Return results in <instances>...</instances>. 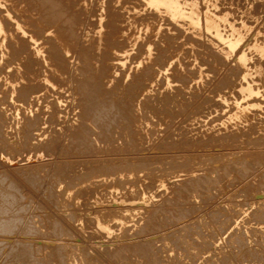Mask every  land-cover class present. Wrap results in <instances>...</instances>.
I'll list each match as a JSON object with an SVG mask.
<instances>
[{"label": "rangeland", "instance_id": "1", "mask_svg": "<svg viewBox=\"0 0 264 264\" xmlns=\"http://www.w3.org/2000/svg\"><path fill=\"white\" fill-rule=\"evenodd\" d=\"M11 1L16 4L20 2V0H17V2L16 0H8L7 4H9ZM33 1L34 4L32 3ZM33 1L23 0L24 4H22L23 2H20L23 6H18L19 4L14 5L12 2L10 3V6L12 4L14 6L10 7L9 5H6L7 8L4 6V9L8 11L14 10L15 7H18L19 10V8L21 7L20 10L22 9V11L24 12L22 13L21 11V13H18L21 18L16 16L17 13H14V18L16 20L18 19L17 21H19L20 23H24V26L28 23L33 24V26L31 24L26 25L27 27L25 26L28 32L27 36L29 35V38H27V36L26 38L30 40V37L33 35L32 33H34L32 32L34 30V27H36L35 30L37 29V27L40 29L43 28V30L45 29V35H43L44 32L42 30H40L39 32L35 31L34 35L37 40H41L42 42L46 43L42 44L39 41H36L33 43L34 45H29L28 48L24 49L21 52H24L25 56H23L24 54H22L19 57H14L17 61L19 59L17 65V61H15L13 56H11L12 54H8L11 53L10 51H12L8 44L10 45L11 43L15 47L19 48V46H21L20 43H22L20 42L22 41V36H16L17 34L15 33L14 29H12L13 27H10L9 29L8 26L7 34L10 35L11 32V35H13L15 33L14 36L6 35L8 37L4 39L5 42L2 38L0 39L2 40L0 41V123H2V127L0 128V175L1 180H4L6 187L15 188L12 190L15 191V196L17 195V198L20 197V199L18 198V200H21V198L23 199L21 200V203L25 204V206L22 205V210L21 208H19V210L21 211L18 213V215L20 214L21 218H24V220L21 219V223L22 225H25L23 223L31 222L34 225V228L37 229V236H22V234H20L21 232H19L21 230H17L18 233L16 234L19 235L17 236L15 234V237L12 236V238H14L9 241L4 240L5 246L2 245L3 242H1V248L3 249L4 247H6L7 243H13L14 239L17 242L23 241V243H37L39 244L37 245V247L44 245L42 248H39V253L42 255H38V261L41 262L38 263L37 261V264H43L42 261L45 264H47V262L49 261V264L59 263L58 260L53 261L54 258L51 255V252H47L51 249L45 248L46 246L52 247L54 243H59L61 245L70 244L71 247L78 248L82 251L84 259L87 258V264L88 262L89 264H206L207 257L211 258L213 256L214 258L217 257L216 259H221L222 255L223 257L226 256V258L231 261L230 258L233 259L234 257L232 256L237 255L238 250L235 249L236 246L234 247L230 242L228 243L225 238L228 237V233H233L234 231L236 232L240 228H245L244 230H246V227L249 226H251L252 228L249 227L248 229L256 228L254 226V223L250 222L252 218L248 216L249 214H251V199L258 197H254V194H252L251 190H253L254 193V188L256 190H259V186L261 187V191L264 190L262 189L264 187V181L263 179H260V177H262L260 173L264 172V59H262L264 58V55H259L260 53L258 54L259 50L257 49V46H261L264 41V0H189L191 2H198L197 4L198 7H200L199 10L201 9V13L209 12L216 17L219 16L218 18H220L221 16L220 21L222 20V18L223 20L220 22V28L223 34H227L226 36L231 34L232 26H234L236 29L237 25H240L242 22L245 23L242 24L243 27L247 25L245 27L246 29L248 27V29L246 30L247 32L243 30L245 35L241 31V29L245 28L241 27L242 25H240V27L238 28V30L243 33L241 35L242 40L240 39L239 45L232 52H230L231 57H229V54L225 57H222L223 54L221 53V51L223 49V46L219 45V42L218 44L213 45L210 42L212 40V36L208 33H203V31L201 32L200 36H198L196 34H193L194 32H192L190 27H187L188 25L184 24L183 26V23L179 25L173 24L164 13L163 15L165 16H158V12H155V10L153 11L150 6L148 7L144 0H110L111 3L112 1L114 2L113 5H115V9H117L115 12L114 7H112L113 5H109V0H79V2L78 0H72V3L76 4V6H74L70 0H65L69 9L73 7L75 10L72 8V11H75V13L76 11H80L77 12L76 15L78 16V19L80 18L79 20L81 23L76 26L77 29L75 28L76 34L79 31V35L77 34V37L73 39V48H71L70 52H67L68 54H65L66 52L64 53L66 55H64L66 60L68 58V61H66L67 66L65 65L66 67L64 69L57 68V63L54 62L55 60L51 59V53L49 55L50 50L46 51L52 46L56 47V42L54 43V45L53 37L50 35V32H54V29H58L59 27H57L58 25H55V23H51L52 25L49 24V18H46L47 16L45 15V13H42L43 11L39 9L40 7L37 6L39 8L36 9L35 3H37L38 0ZM189 1L185 0L184 2ZM214 1H216L215 4L213 3ZM67 2H69L70 4H68ZM37 4L39 5V3ZM71 4L72 6H70ZM26 5H28V7L31 5L33 6L25 8ZM124 6H126V8ZM8 7L9 9H11L9 10ZM32 7H34L35 9V11H33L32 9L33 13L35 12L34 14L30 11ZM133 7L135 9H133ZM24 8L27 9L29 13L26 14ZM76 8H80V10H76ZM108 9H111L113 13ZM118 9H124L122 12H125V15L121 11L120 12L122 14H118ZM36 10L40 11V13L38 12L39 15H37L38 13H36ZM81 11L85 12L81 13ZM147 11L148 14L151 12V14L155 17L150 14L148 15V17ZM152 11L154 13H152ZM126 12H128V14H126ZM131 12L133 16L131 15ZM11 13L13 14L12 11ZM41 13L45 16L42 17ZM78 13H81L85 16L87 15L86 19L81 14V17H79ZM115 13H117V15ZM135 13L136 15L138 14V16L140 15L141 18L140 16L139 18H137L138 16L135 17ZM227 13L228 16L226 15ZM22 14H24L23 17L25 16V19L22 17ZM28 14L37 16L34 17L32 15L35 18H32L34 19L32 20ZM107 14H113L115 17L119 15L118 17L120 19H118L117 17V20H121V22L123 23L125 22L126 24L124 23V25L127 27H125L120 21L118 22L113 15H110L109 17L107 16ZM94 15L96 18L95 21L97 20V18L103 15L102 22L105 25H103L104 28L106 27L104 31L106 30L105 33L108 32L106 33L107 35H104V38L107 36L108 38H103V42L105 41V43L108 45L106 46L105 43H102L103 47H101L100 49L94 48V44L98 45L99 40L97 36L93 35V27L95 28L96 26H94V24L98 22V20L97 22L94 21L95 23L91 22L94 20ZM105 15L107 18H109H105ZM121 15L123 19L121 18ZM127 16L128 21L131 18L130 16L133 17L130 19V21L134 19L135 21H133L135 22V26L134 22L132 21V26L130 27V21L126 22L127 20L124 19ZM150 17L152 20L150 19ZM28 18L32 21L38 19V22L41 21L46 25L45 28L42 27L43 24H41V22L36 24V22H31V20H29ZM43 18L46 20V22L49 21V23L47 22L48 25L44 22L45 20H43ZM224 18L227 23L229 22L228 20H230L231 23L229 22L227 24L225 22L223 23V27L222 22H224ZM89 19L91 21H86ZM148 19L149 21H152V24L149 25ZM28 20L30 22H28ZM107 20H112V22L107 23ZM115 20L117 21V23ZM113 21H115L114 24L116 23V25L112 24ZM248 21L249 23L251 22V25L247 23ZM145 22V25L142 24ZM109 24H111L112 26H110ZM117 24L122 29H124H119L120 27ZM141 24L144 26H142ZM225 24L231 27L229 28L230 30L228 29L229 26L227 27L225 26ZM151 25L155 29H152ZM155 25L157 26V28ZM30 26L33 30L30 29ZM109 26L112 28L110 29ZM114 26H118L116 27V30L118 32L119 30H121V32H124L125 30V34H127L130 28H135V31L139 32L137 33L138 36L140 35L139 38L142 40L145 39L144 37H146V41H139V38L136 40V42L135 40L129 41L130 39H128L126 35H123L125 36V39L122 36L119 38L117 37L118 35L115 34L116 30L114 31ZM148 26H151L150 29L152 33L150 35H153V33H155L156 31H160L159 33L162 34V28H164L165 31L167 28L169 29H167L166 31L167 34H162L163 36L157 32V34L159 35L158 38L157 34L155 33L156 36L153 35V39L150 40V35L147 34V32L150 33L148 31ZM107 27L111 31H109ZM47 28L54 29L52 31L51 29H49L48 31ZM127 28L128 30H126ZM188 28L192 33H189L190 30ZM225 29L228 30L226 31ZM248 30L251 31L248 32ZM58 31H61L57 32L59 34L61 33V36L64 34L63 37L67 35L66 31L62 29ZM62 31L64 32L62 33ZM168 31H170V34ZM40 32L43 33L41 34ZM144 32H146V35ZM171 34L172 37L174 35L175 36L172 38ZM189 34H192L193 38H195L196 40L193 38V40H190L191 38L189 39V37H192V35ZM111 35L113 39L111 38ZM147 35L149 38L148 40ZM165 35H167L168 39ZM113 36H115V38ZM160 36L162 38L161 43L159 42V40L161 39ZM15 37L17 38L16 40ZM18 37L21 38L20 41L18 40ZM50 37H52V39H50ZM67 37L68 36H65L64 38L66 39ZM95 38L96 40H94ZM110 38L112 40H115L112 42ZM118 38L121 42L117 41ZM7 39L9 41H7ZM12 39H14L15 41ZM23 40H26L25 36H23ZM46 40L49 43L52 42L53 45L51 44V46L50 44H48ZM92 40H94L93 45ZM108 40L111 41V44L107 42ZM165 40L168 43H166ZM255 40H257V43L254 42ZM122 41L125 43L123 44ZM149 41H151L150 44L155 54V59L151 63H154L155 65H151L150 63L145 65V69H147L148 67L151 68V66L152 69H154H149L152 71V73L150 71V74L152 75L151 77L150 74L146 75V80L148 81V83H146V86L143 88V85H138V83H134V81H137L141 74L144 73V68L137 70V63L141 61V57L143 56L145 49L150 46H148ZM16 42L19 44H17ZM133 42L137 43V46H135L136 44H134L133 46ZM244 42L246 44H244ZM249 42L258 45L250 44V46L248 45ZM37 43L39 44L38 49L44 48V45L47 46H45L46 48L44 50L40 49L42 51L41 55H36L37 48L34 50V48L38 46ZM140 43L143 44L140 45ZM165 43V47H162L160 49L159 45L163 46V44ZM35 44L37 45L35 46ZM112 44H114L115 46H112ZM116 44L118 46V49ZM144 44L147 46V48ZM243 44L245 48H243ZM120 45H122V47ZM124 45H126L127 47ZM246 45H248V47ZM108 46L118 52H122L124 49V51L126 50L127 55L125 57H118L117 55H113L112 57L111 54H108L112 52V49H107ZM218 46L221 47L218 48ZM54 47L51 48L50 52L55 49ZM241 49L243 50V53H241ZM245 49L248 51V54L252 51V53L249 54L250 57H247L246 60V63L249 61V63L246 64L247 67L245 66L246 69L249 70H247L248 72L246 73L240 70L237 62L240 55L247 54V51ZM253 49L255 52L253 51ZM162 50H165L164 52H166L167 55H165L167 57L164 55ZM236 51L237 53H235ZM46 53L48 56H50L47 61L46 59L48 56L46 55ZM171 54L172 56L170 57ZM30 55H33L30 58L31 60L27 59ZM107 55L108 58H110V61L107 58ZM258 55L263 57L260 59ZM7 56L11 57V59L7 58ZM86 56L88 60H90V62L95 64H92L93 66L91 65L92 67H89V69H87L88 67L86 68L84 62ZM97 56H100V58L98 57L99 60L96 59ZM219 56L222 58H220ZM21 57L24 59L22 60ZM179 57H181V59ZM41 58H45V60H42ZM120 58L122 59V61H119ZM9 59L12 60V62ZM220 59H223V61H221ZM28 60H30V62H33V68L27 67L30 64ZM37 60L40 61L43 65L40 62L38 63ZM100 60L102 62H99ZM169 60L171 61V63L169 62ZM176 60L181 66H178L177 69H175L178 65L175 64L177 63ZM96 61L98 62L96 63ZM6 62H10V64ZM48 62L52 64L49 63V65ZM108 62H110L111 65H116L118 63L120 64V66L118 64L117 66H110ZM98 64L101 66L100 69H97L99 67ZM102 64L104 66H102ZM105 64H109L106 66L110 67L115 66L113 67L114 70L113 68H111L107 69L106 71ZM19 65L21 69L19 68ZM23 66L25 69L22 68ZM159 66H161V69ZM162 66L164 67V70ZM171 66L172 71L170 70ZM26 67L30 69H27ZM39 67L44 72L43 75V72ZM168 67L169 71H165V69H168ZM101 68H104L105 70L103 69V71ZM178 68L181 70H178ZM85 69L87 71H91L90 74H88L89 71L87 73ZM96 69L98 71L101 70L98 74L100 77L96 74L98 73ZM19 70H24L20 71L22 75L19 72H16ZM26 70H29V72H26ZM52 70H54V73L57 75L51 72ZM82 70H85V72L83 73ZM111 70H113L112 73ZM173 70L175 73L172 74V76L176 75V77H171V73L173 72ZM177 70L178 73L180 71L179 74L177 73ZM92 71L95 72V74L93 72V76H98V80L101 78L100 83L103 88L101 96L96 98V102L98 104H102L103 106L101 110H98V112L85 111L86 106L82 105L83 96L82 94H79V92L81 93V91L78 90L77 86L78 79H81V77L86 73V75H91ZM154 71H157V73H155ZM62 72L65 73L63 74ZM24 74H27L28 76H25ZM33 74H35V76ZM52 75L58 77V79L55 77H53L55 80L53 78H48ZM58 75L61 76V78H59ZM245 75H247L249 78ZM45 76L46 78H48V82L46 81ZM24 77L25 79L22 81L21 78ZM34 78L38 79L35 80ZM147 78H150V83ZM33 79L36 83H34ZM152 79L153 81L151 82ZM164 79H166V81ZM167 79L171 82L169 86L167 85L168 87L165 86V83L168 82ZM249 79L253 81V85H255L254 87L259 90L261 95L263 96L257 97L259 101V103L256 104L257 107H249L248 109H246L247 112L251 114L245 113L244 116H240L242 110L240 109L241 105L239 103L245 104L248 99L243 98L242 95H240L239 88L241 87V84H245L246 82L250 81ZM34 84L35 87L40 85L39 88L37 87L38 89L34 88L35 92L34 90H32L30 94L26 96L27 98L19 97V94L22 93L27 85H32L30 87H34ZM19 85H21L22 87ZM23 86L25 87L23 88ZM133 88H137V91ZM146 89H149L150 91H147ZM132 90H135L137 94L134 97H126L129 94V91ZM76 91L79 92L76 94ZM252 99L255 98L252 97L251 100ZM132 100L134 109L129 112H124L121 104H123L125 101ZM117 105H120V110L122 111V113L117 112L119 111ZM109 110L111 114H105V112H108ZM235 112H240V114H235ZM101 113L103 114V116L101 115ZM248 116H250L251 118ZM83 117L86 118L85 126L81 124ZM233 117H235V119H233ZM240 117L241 120L239 119ZM242 117H244V120L242 119ZM86 134L89 135L92 139L91 145L89 144L88 148H84V146L79 145L81 139L86 137ZM183 158L192 159L193 162H196L195 164H197V166H195L196 168L194 167L195 171L192 168H187L188 171H186V168L184 170V167L178 166L173 168L167 167L168 169H165L163 172L159 171L162 168H166L167 165H165V163L167 161L175 164L176 162H178V160H183ZM138 161L153 165V167L157 168V170H155L153 175L150 176H148L149 174L146 171L138 174L139 177L137 175L138 179L136 181L135 175H130V177L127 178H121L118 177V175L113 177L107 176V178L104 175L105 173L102 174V172V177L99 176L101 175L100 172H95V174L97 173V177H89V172L95 169L97 171V169L102 166L115 165L116 163L119 166L121 163V165L124 167L126 163L131 162L130 164L133 163V165H135V163ZM113 162L115 164H113ZM241 163H246L247 165H249V167L251 166V168H249L251 170V175H255V177L253 176L255 179H252L250 182L252 188H250V186H245L247 185V183H242V186L236 184L238 183L236 179V164L238 165ZM230 169H232L234 172H232ZM209 171H212L211 176H213V178H218L217 181L220 185H217L218 183L216 181V183L209 185L213 188L207 186L206 190L200 192L201 194L191 191L184 192L186 187L185 182H187L188 180L190 181V178H193L192 176H194V178L198 177L199 175H201L202 177L210 176ZM192 172L194 175H192ZM213 172L214 174H216L215 177ZM85 173L86 175H84ZM195 174L198 176H196ZM233 174L235 175L233 176ZM220 175L221 177H219ZM98 176L100 178H98ZM186 177H188L189 179ZM132 178L134 179V181L132 180ZM257 178H259L262 183ZM117 179L121 180L120 185H122L123 182L122 187L120 185L117 186V182V184L114 183ZM129 180L130 183L128 184V182L126 181ZM131 181L136 182L137 184L132 183ZM252 181L256 182H253L256 186L252 183ZM257 181L261 184H259ZM257 184L259 185L258 187ZM124 185H126L125 189L128 188L127 190L123 189ZM215 186L219 187L215 188ZM243 186L246 187V189ZM135 188H139V190L142 189L141 191L143 195L140 194V196L138 197L140 199L132 203L125 196V194L128 193V191V194L134 192L136 193L138 189L136 190ZM249 188L251 190L248 191ZM66 190H70V192L73 193V196H65L64 198ZM14 191H12V194L14 193ZM138 192L140 193V191ZM144 194L146 196H144ZM144 197L147 199H145ZM178 197H182L184 200L183 202L180 201V205V202L177 201L176 204L178 206H176V204L173 203V200H178ZM170 200L172 202H169ZM246 201L250 203H247ZM243 202L247 203L246 206ZM171 203L175 206V208L179 207L180 212H183L186 219H184V216H181L182 219L178 221L180 224L177 222L176 225L178 226L173 228H171L173 221L170 218H166V220L161 223V227L160 225L158 227V222H155L157 224L156 227L153 226V224L152 227L148 228V230L152 228L150 229V233L147 232V234H144L143 236L140 235V237H138L137 233L144 227V223L147 222V219L149 217L152 218L153 213H155L156 211H166L165 209H167L171 205ZM231 205L232 207H230ZM241 205L242 207H244L242 208ZM155 206L157 208H159L160 206L161 207L157 209ZM171 207H169V209H171ZM235 207L237 208L235 209ZM153 209L155 212H153ZM172 209H174V207H172ZM242 209H248V214H246V210L244 212ZM241 212L244 213L242 214ZM105 215L107 216V218L104 217ZM210 215H217L220 221L226 223L225 231L227 233L223 236L222 240H219L218 237L215 236V233L212 229L206 227V218ZM97 217L102 219V223H106L108 226L110 225L111 227H109L111 228L112 232H110L109 234L106 233V231L103 232L104 229L100 224H98ZM166 217H168V215H166ZM121 218L124 220L123 224H119L120 221L118 219ZM247 218L250 219H248L250 222L249 226L245 224L248 220H245V225H242L243 219ZM53 224L62 226L63 228L68 230L73 237L66 238L67 240L65 241H67V243H60L55 241L56 239L54 237L52 228ZM116 224L119 225V227L116 226ZM240 224L242 225V227L239 226ZM123 226L124 228H121ZM139 227L140 229H138ZM182 227L187 228L185 233L194 241V256H192L189 251L185 249V246L181 244L176 238L167 237L174 232L177 236L178 231H180ZM260 237H262V239H260L261 241H259V243L262 242L264 236L261 235ZM253 238L255 237L251 234L248 242L250 245L256 248V246L258 247V244L256 242L257 239H255V241ZM252 239L254 241H252ZM148 240L153 241V253L150 252L146 256H142L139 253H134L136 254L134 255L133 253L131 254L130 251H128L127 254L125 252L121 253L122 255L120 254L121 249H125L140 242H147ZM204 242H207V244H204ZM228 244L231 245L229 246ZM231 246H233V249L231 248ZM226 250H231L233 253H235L232 255L231 251L227 252ZM43 251H45L44 254ZM46 252L48 253V255ZM224 252L228 253V256ZM123 256H125L126 258ZM213 257L212 259L214 260ZM243 257H245V254L243 255ZM40 258L42 259L40 260ZM46 259L47 262H45ZM51 261L55 263H52ZM242 261L243 259L238 260V263L236 262L235 264H248L247 262ZM255 262L256 261H253L249 264H257L259 261H257L256 263ZM259 264H262V260H260Z\"/></svg>", "mask_w": 264, "mask_h": 264}, {"label": "bare ground", "instance_id": "2", "mask_svg": "<svg viewBox=\"0 0 264 264\" xmlns=\"http://www.w3.org/2000/svg\"><path fill=\"white\" fill-rule=\"evenodd\" d=\"M13 1H15V0H13ZM19 1V0H18ZM30 1V0H29ZM33 1V0H32ZM68 1V0H67ZM71 1V3L73 2L72 0H70ZM69 1V2H70ZM141 1V0H140ZM139 1V2H140ZM145 1V3H146V5L149 7L150 6V8H152L153 9V11L155 10V12H158V16H160V15H162V16H167L168 18H169V20L173 23V24H181V23H183L182 25L184 26V24L185 25H188L187 27H190V29L192 30V32H194L193 34H196V35H198V36H200V34H201V32H203V33H205L206 32V34L208 33L209 35H211L212 36V40L210 41L213 45H215V44H218V42H219V45H222L223 46V49H222V51H221V53L223 54V56L222 57H225V56H227L228 54H229V57H231L230 56V52H232L238 45H239V42H240V39L242 38L241 37V35L244 33L243 32V30H247L248 29V27H247V29L245 28L247 25H245V27H243V25L242 24H245V23H241L240 25H242L241 27H243V28H245V29H241V31L243 32H241V31H239L238 30V28L240 27V25H237V28L235 29V27L234 26H232V28L229 26H227V24L230 22V20H228L229 22L227 23L226 21H225V18H224V22H222V26H223V23H227V24H225V26H227L228 27V29L229 28H231L232 29V32H231V34L230 35H228V36H226L225 34H223L222 32H221V28H220V22L223 20V18H222V20L220 21V19H221V16H220V18H218V17H216V16H214V15H212V14H210L209 12H205V13H201V9L199 10V8L200 7H198V2H195V1H189V2H184L185 0H144ZM187 1V0H186ZM210 1V0H209ZM7 2H8V0H0V39L2 38L3 40L4 39H6V37H8V36H6V35H9V34H7V27L9 26V29H10V27H13L12 29H14V31H15V33L17 34L16 36H22V41H20L21 40V38H19L18 40L20 41V42H22V43H20L21 44V46H19V48L18 47H15L13 44H11L10 43V45L8 44V46H10V49L12 50V51H10L11 53H8L9 55L10 54H12L11 56H13V58L14 57H19L20 55H22V54H24V52L23 53H21L24 49H26V48H28V46L30 45L31 46V44L32 45H34L33 43L34 42H36V41H39L40 43H42V44H45L46 42H42L41 40H37V38H35V35H34V33H35V31H40V30H42L43 32L45 31V29L43 30V28L42 29H40V28H38L37 27V29L35 30V28L36 27H34V30L32 29V27L30 28L31 30H33L32 32H34V33H32L33 35L30 37V40H28L27 38H29L28 36H27V34H28V32H27V26L26 25H29V24H31L32 26H33V24L32 23H28V22H30L29 20H31L32 18H34V17H36L37 15H39V13H40V11L39 10H36V13H38L36 16H34L33 14L35 13H33V11H35V9H34V7L36 6V9L37 8H39L41 11H43L42 13L44 14L45 13V15L47 16L46 18H49V20H50V23H49V21H47L49 24H51V23H55V25H58L57 27H59L58 29H54L55 31L53 32L52 30V28H47V30L49 31V29H51V31H52V33L50 32V35L53 37V44L56 42V47H54V46H52L53 44H52V42L51 43H49L47 40V42H48V44H52L51 46L52 47H54L55 49L52 51V52H50L51 51V48L52 47H50V49L48 48V50H46V51H49V55H50V53H51V59H53V60H55L54 62H56L57 63V68H62V69H64L66 66H67V63H66V61H68V58H67V60H66V58L64 57V55L65 54H68L67 52H70L71 51V48H73V46H74V43H73V39H75V37H77L76 35L78 34V32H77V34H76V32H75V28L77 29V27L76 26H78V24H80L81 22H80V18L78 19V16L76 15V13L77 12H80V11H76V13H75V11H72V8H70L69 9V7H68V5L66 4V1L64 0V1H61V0H38V2L37 3H39V5L37 4V3H35V6L34 7H32L31 8V12L33 13L32 15L34 16H32V15H29L30 17H31V19H29L28 20V24H26L25 26H24V23L22 24V23H20L19 21H17L15 18H14V13H21V11H22V9L20 10V8H19V10H18V7H15L14 8V10H15V12H14V10H10L9 9V7H8V9L10 10V11H8V10H5L4 9V6L7 8V6L9 5L10 6V3L12 2H10L9 4H7ZM16 2H17V0H16ZM20 2L22 3L23 2V0L21 1L20 0ZM17 3V4H19L18 6H23L22 4H24V2L21 4V3ZM65 2V3H64ZM69 2H67L68 4H70ZM78 2H79V0H78ZM264 2V1H263ZM13 3V2H12ZM29 3V2H28ZM33 4H34V1L32 2ZM76 3H77V1H76ZM109 5H113L114 4V2L112 1V3L110 2V0H109ZM144 3V4H145ZM212 3V2H211ZM214 4L216 3V1H214L213 2ZM14 5L16 4V3H13ZM11 5V6H14V5ZM16 4V5H17ZM21 4V5H20ZM31 4V3H30ZM37 4V5H36ZM73 4V3H72ZM72 4L70 5V6H72ZM100 4V3H99ZM7 5V6H6ZM74 6H76V4H73ZM143 5V4H142ZM10 6V7H11ZM31 6H33V5H31ZM31 6H29V7H31ZM37 6H39V7H37ZM115 5H113L112 7H114ZM144 6V5H143ZM214 6V5H213ZM218 6V5H217ZM259 6V5H258ZM25 7V6H24ZM28 7V5H26V7L25 8H27ZM28 7V8H29ZM77 7H79V6H77ZM110 7V6H109ZM117 7V6H116ZM125 8H126V6H124ZM136 7V6H135ZM210 7V6H209ZM24 8V9H25ZM111 8V7H110ZM119 8V7H118ZM202 8V7H201ZM204 8V7H203ZM207 8V7H206ZM32 9H33V11H32ZM74 9V8H73ZM79 10H80V8H78ZM77 8H76V10H78ZM112 9V8H111ZM111 9H108V10H111ZM121 9V8H120ZM120 9H118V14L119 13H121L124 9H122V10H120ZM129 9V8H128ZM133 9H135L134 7H133ZM151 9V10H152ZM75 10V9H74ZM83 10V9H82ZM107 10V11H108ZM117 9H115V7H114V12L116 11ZM203 10H205V9H203ZM218 10V9H217ZM11 11L13 12V14L11 13ZM25 11H26V14L27 13H29L28 11H27V9H25ZM121 11V12H120ZM135 11V10H134ZM152 11V13H154ZM207 11V10H206ZM213 11V10H212ZM216 11V10H215ZM83 12H85V11H81V13H83ZM111 12H112V10H111ZM110 12V13H111ZM133 12V11H132ZM132 12H131V15H132ZM150 12V11H149ZM203 12V11H202ZM217 12V11H216ZM22 13H24L23 11H22ZM42 13H41V16L43 17V16H45V15H42ZM81 13H78L79 14V17H81ZM113 13V12H112ZM122 13H124V15H125V12H122ZM121 13V14H122ZM138 13V12H137ZM160 13H162V14H160ZM163 13L165 14V15H163ZM247 13V12H246ZM16 14V16H18V17H20L19 16V14L17 15ZM81 14V15H80ZM86 14V13H85ZM116 15H117V13H115ZM126 14H128V12H126ZM134 14V13H133ZM141 14V13H140ZM150 15H152L151 14V12L149 13ZM148 14V11H147V16L149 15ZM2 15H4V16H2ZM23 15L24 14H22V17H23ZM101 15V14H100ZM110 15H113V14H107V16H109L110 17ZM123 15V16H124ZM144 15V14H143ZM155 15H157V14H155ZM215 15H217V14H215ZM227 16H228V13L226 14ZM246 15V14H245ZM15 16V17H16ZM28 16V17H29ZM41 16H40V18H41ZM82 16H84V18L86 19V16L85 15H82ZM93 16V15H92ZM103 16V15H102ZM102 16H100L99 18H97V20H98V22H97V20L95 21V15H94V20L93 21H91L90 19L89 20H86V21H91L92 23L95 21V22H97V23H95L94 24V26H95V28L93 27V35H95V36H97V38L99 39H97L98 40V45H96V44H94V48H97V49H100L101 47H103L102 46V43H105V41L103 42V40L104 39H106V38H108V36L107 37H105L104 38V35H107L106 33H108V32H106L105 33V31H104V29L106 28H104V24H103V20H102ZM114 16V15H113ZM119 16V15H118ZM118 16H114V18H116V20H117V17ZM133 16V15H132ZM132 16H130L131 18H133ZM135 17L136 16H138V14L136 15V13H135V15H134ZM140 16V15H139ZM139 16L137 17V18H139ZM147 16H146V18H147ZM152 16H154V15H152ZM249 16V15H248ZM17 17V18H18ZM25 17V16H24ZM23 17V18H24ZM105 18H107L106 17V15L104 16ZM108 17V18H109ZM112 17V16H111ZM125 17V16H124ZM129 17V18H130ZM149 17V16H148ZM155 17V16H154ZM224 17V16H223ZM253 17V16H252ZM21 18V17H20ZM45 18V17H44ZM43 18V20H45ZM107 18V19H108ZM113 18V19H114ZM121 18L123 19V17H122V15H121ZM127 18H128V16L126 17V18H124V19H126L127 20ZM130 18V19H131ZM140 18H141V16H140ZM145 18V17H144ZM157 18V17H156ZM155 18V19H156ZM247 18V17H246ZM25 19V18H24ZM27 19V18H26ZM35 19V18H34ZM34 19H32V20H34ZM112 19V20H113ZM118 19H120L119 17H118ZM130 19H129V21H130ZM150 19H151V17H150ZM162 19V18H161ZM227 19H229V18H227ZM250 19V18H249ZM21 20H23V19H21ZM20 20V21H21ZM31 20V22H36V24L37 23H39V22H41V21H39L38 22V19H36L35 21H32ZM41 20V19H40ZM81 20H82V18H81ZM110 20V19H109ZM112 20L111 21H108L107 20V23L109 22H112ZM115 20V21H116ZM134 19H132V21H133ZM137 20V19H136ZM140 20V19H139ZM147 20V19H146ZM152 20V19H151ZM253 20V19H252ZM115 21H113V25H116V23H117V21H116V23L114 24V22ZM120 22H121V20H119ZM118 21V22H119ZM124 21V20H123ZM128 20L126 21V22H129ZM132 21H130V24H131V22ZM135 21V20H134ZM133 21V22H134ZM143 21V20H142ZM169 21V22H170ZM24 22V21H23ZM45 23H47L46 22V20L44 21ZM151 22V23H150ZM26 23V22H25ZM48 23H47V25H48ZM89 23V22H88ZM121 23H123V22H121ZM120 23V24H121ZM125 23V22H124ZM124 23H123V25H124ZM136 23H137V21H136ZM148 23H149V25L150 24H152V21H149V19H148ZM148 23H147V25H148ZM231 23V22H230ZM247 23H249V21L247 22ZM251 23V22H250ZM249 23V24H250ZM36 24H35V26H36ZM41 24H43L42 25V27H44L45 28V24L44 23H42L41 22ZM41 24H39V25H41ZM90 24V23H89ZM126 24V23H125ZM142 24H146V22L145 23H142ZM141 24V25H142ZM154 24V23H153ZM170 24V23H169ZM39 25H37V26H39ZM52 25V24H51ZM93 25V24H92ZM104 25V26H103ZM110 26H112L111 24H109ZM118 25V24H117ZM123 25H122V27H123ZM144 25H142V26H144ZM146 25V26H147ZM172 25V24H171ZM233 25V24H232ZM251 25V24H250ZM108 26V25H107ZM109 26V27H110ZM119 26V25H118ZM118 26H116V27H118ZM125 26V25H124ZM132 26V24L130 25V27ZM134 26H135V22H134ZM141 26V27H142ZM152 26V25H151ZM150 26V27H151ZM156 26V25H155ZM160 26V25H159ZM39 27H41V26H39ZM47 27H49V26H47ZM54 27V26H53ZM57 27H55V28H57ZM115 27V26H114ZM116 27L115 28H113L114 29V31L116 30ZM120 27V26H119ZM125 27H127V26H125ZM130 27H128V28H130ZM149 27V26H148ZM148 27H146V28H148ZM150 27L147 29L150 33H148L147 31V34H151L152 33V31H151V29H150ZM162 27V26H161ZM169 27H171V26H169ZM186 27V26H185ZM186 27V28H187ZM224 27V26H223ZM234 27V28H233ZM29 28V27H28ZM112 27H110V29H111ZM128 28L126 29V30H128ZM152 29H155V28H153V26L151 27ZM156 28H157V26H156ZM180 28H181V26H180ZM185 28V29H186ZM30 29H28V30H30ZM39 29V30H38ZM60 29H62V30H64V31H66V34L67 35H65V36H68L66 39L63 37V35L61 36L59 33H57V32H61V31H58V30H60ZM89 29V28H88ZM91 29H92V27H91ZM107 29H109L108 27H107ZM109 29V31H111ZM119 29H122L121 27L119 28ZM124 29V28H123ZM122 29V30H123ZM164 28H162V34L163 33H166L167 34V29H169V28H167L166 29V31H165V29L163 30ZM189 29V28H188ZM189 29V30H190ZM227 29V30H228ZM249 29H250V27H249ZM90 30V29H89ZM145 30V29H144ZM143 30V31H144ZM158 30V29H157ZM172 30V29H171ZM182 30V29H181ZM191 30H190V32L189 33H192L191 32ZM226 30V29H225ZM226 30V31H227ZM230 30V29H229ZM64 31H62V33L64 32ZM91 31V30H90ZM156 31V30H155ZM154 31V32H155ZM165 31V32H164ZM222 31H223V29H222ZM251 31V30H250ZM249 30H248V32H250ZM9 32V31H8ZM37 32V33H38ZM42 32V33H43ZM47 32V31H46ZM113 32V31H112ZM124 32H125V30H124ZM124 32H121V30H119V32L116 30V32H115V34L116 35H118L117 37H124V39H125V36H123V35H126L127 37H128V39H130L129 41H131V40H135V42H136V40L140 37V35L138 36L137 35V33H139V32H136L135 31V28L133 29V28H130V30H128V32H127V34H125ZM146 32H144L145 33V35H146ZM157 32L159 33L160 31H156L155 33L157 34ZM169 32V34H170V31H168ZM186 32H187V30H186ZM225 32V31H224ZM247 32V31H246ZM254 32V31H253ZM14 33V34H15ZM41 33V32H40ZM41 33V34H42ZM89 33H91V32H89ZM155 33H153V35H155ZM172 33H173V31H172ZM178 33V32H177ZM228 33V32H227ZM230 33V32H229ZM257 33V32H256ZM12 33L10 32V35L9 36H14V34L13 35H11ZM47 34V33H46ZM110 34H111V32H110ZM113 34V33H112ZM143 34V33H142ZM160 34V33H159ZM162 34H160V35H162ZM246 34H248V33H246ZM43 35H45V32H44V34ZM42 35V36H43ZM48 35V34H47ZM79 35V34H78ZM115 35V36H116ZM153 35H150V40H152L153 38H152V36ZM164 35V34H163ZM162 35V36H163ZM189 35H192V34H189ZM204 35V34H203ZM244 35H245V33H244ZM23 36H25V39L27 40H23ZM26 36H27V38H26ZM37 36H38V34H37ZM39 36H40V34H39ZM115 36H113L114 38H115ZM144 36V35H143ZM156 36V35H155ZM166 36V38H167V35H165ZM175 36V35H174ZM173 36V37H174ZM195 36V35H194ZM208 36V35H207ZM52 37H50V39H52ZM142 37V36H141ZM154 37V36H153ZM159 37V35L157 34V38ZM171 37H172V34H171ZM172 37V38H173ZM197 37V36H196ZM210 37V36H209ZM244 37V36H243ZM10 38V37H9ZM39 38V37H38ZM43 38H45V37H43ZM94 38V37H93ZM92 38V39H93ZM104 38V39H103ZM111 38H112V35H111ZM110 38V39H111ZM118 38V40L117 41H119L120 39ZM145 39H146V37H144ZM156 38V39H157ZM160 38H161V36H160ZM166 38H164V39H166ZM171 38V39H172ZM191 38V39H190ZM193 35H192V37H189V39L190 40H193V39H195V38H193ZM199 38V37H198ZM197 38V39H198ZM17 38L15 37V40H16ZM45 39H47V38H45ZM113 39V38H112ZM111 39V41L113 42L114 40H112ZM145 39H138L139 41H142L143 42V40L144 41H146ZM149 38H148V35H147V40H148ZM155 39V38H154ZM168 39V38H167ZM12 40H14V39H12ZM14 40V41H15ZM17 40V41H18ZM48 40H49V38H48ZM55 40V41H54ZM94 40H96V38L94 39ZM94 40H92V45H93V41ZM122 40V39H121ZM196 40V39H195ZM200 40V39H199ZM242 40V39H241ZM0 41H2V40H0ZM7 41H9L8 39H7ZM18 41V42H19ZM111 41H107L109 44H111L110 42ZM161 41H162V38L159 40V42L161 43ZM166 41V40H165ZM208 41V40H207ZM244 41V40H243ZM243 41H242V43H243ZM257 40H255L254 42H256ZM4 42H5V40H4ZM116 42V41H115ZM119 42H121V41H119ZM150 42L151 41H149L147 44H148V48H147V46L145 45L146 44V42H145V47L147 48V49H145V51H144V53H143V56L141 57V61H139V63H137L138 64V69L137 70H139V69H141V68H144L145 67V65H147V64H154V63H151L154 59H155V54H154V50H153V48L151 47V44H150ZM259 42V41H258ZM17 43V42H16ZM15 43V44H16ZM96 43H97V41H96ZM122 43L124 44L125 42H123L122 41ZM121 43V44H122ZM137 43H138V41H137ZM137 43H134L133 42V46H134V44H136L135 46H137ZM155 43V42H154ZM163 43V42H162ZM166 43H168L167 41H166ZM166 43L165 44H163V46H160L159 45V47H160V49L162 48V47H165V45H166ZM221 43V44H220ZM257 43V42H256ZM260 43V42H259ZM17 44H19V43H17ZM38 44V43H37ZM37 44H35V46L37 45ZM106 44V43H105ZM115 44V43H114ZM114 44H112V46L114 45ZM143 44V43H142ZM141 43H140V45H142ZM244 44H246L245 42H244ZM244 44H243V48H245L244 47ZM250 44H255V43H251V42H249L248 43V45H250ZM263 44H264V41H263ZM262 44V45H263ZM55 45V44H54ZM108 44H106V46H107ZM210 45V44H209ZM212 45V46H213ZM248 45H246L247 47H248ZM252 45V46H253ZM255 45H258V44H255ZM257 46V49L259 50V52H258V54L259 55H264V45L263 46ZM35 46H33V47H35ZM43 46V45H42ZM42 46H40V47H42ZM46 45H44V48H40L41 50L43 49H45L46 47H45ZM98 46V47H97ZM115 46V45H114ZM116 46H117V44H116ZM121 47H122V45H120ZM124 46H126V45H124ZM152 46H154V45H152ZM240 46H241V44H240ZM251 46V45H250ZM249 46V47H250ZM38 47H39V44H38V46H36L35 48H34V50L37 48V51H36V55H41V53H42V51L40 50V49H38ZM93 47V46H92ZM127 47V46H126ZM125 47V48H126ZM219 47H221V46H218V48ZM255 47V46H254ZM112 49L110 46H108V48L107 49ZM124 48V47H123ZM242 48V47H241ZM242 48V49H243ZM8 49H9V47H8ZM103 49H105V48H103ZM117 49H118V46H117ZM141 49V48H140ZM164 49V48H163ZM166 49V48H165ZM241 49V50H242ZM247 49V48H246ZM245 49V50H246ZM251 49H252V47H251ZM256 49V50H257ZM33 50V49H32ZM92 50H93V48H92ZM114 49H112V52H110V53H108V54H111L112 55V57H113V55H117L118 57H125L126 55H127V52H126V50L124 51V49H123V51L122 52H120V53H122V54H120L118 51H113ZM120 50V49H119ZM167 50H168V47H167ZM209 50V49H208ZM221 50V49H220ZM239 50V49H238ZM249 50V49H248ZM257 50V51H258ZM102 51V50H101ZM165 51V50H164ZM163 50H162V52L164 53V55L166 54V52H164ZM210 51V50H209ZM247 51V50H246ZM253 51H254V49H253ZM66 52V53H65ZM241 52V51H240ZM255 52V51H254ZM21 53V54H20ZM35 53V52H34ZM33 53V54H34ZM48 53V52H47ZM47 53H46V55H47ZM65 53V54H64ZM113 53V54H112ZM216 53H218V52H216ZM235 53H237V51L235 52ZM241 53H243V50H242V52ZM245 53V52H244ZM250 53H252V51L250 52ZM249 53V54H250ZM257 53V52H256ZM28 54H30V53H28ZM101 54H103V53H101ZM107 54V53H106ZM105 54V55H106ZM232 54V53H231ZM247 54H248V51H247ZM247 54H243V55H240V57H238L239 58V60H237V62H238V67L240 68V70L242 71V72H244V73H246V72H248L249 70L248 69H246V64L247 63H249V61L246 63V60H247V57H250L249 56V54L247 55ZM35 55V54H34ZM97 55V54H96ZM111 55H109V56H111ZM157 55V54H156ZM167 55V54H166ZM165 55V56H166ZM258 55V57H260V59L263 57V56H259ZM23 56H25V54L23 55ZM31 56H33V55H30L29 56V58H27V59H30L31 58ZM48 56V55H47ZM46 56V57H47ZM66 56V55H65ZM104 56V55H103ZM172 56V54L170 55V57ZM175 56V55H174ZM173 56V57H174ZM176 56H178V55H176ZM220 56H221V54H220ZM219 56V57H220ZM233 56V55H232ZM238 56V55H237ZM27 57V56H26ZM49 57L50 56H48L47 57V59H46V61L49 59ZM100 58V56H97L96 57V59H98L99 60V58ZM117 57V58H118ZM167 57V56H166ZM168 57H169V55H168ZM222 57H220V58H222ZM236 57V56H235ZM7 58H10L11 59V57H8L7 56ZM6 58V59H7ZM22 58V57H21ZM33 58V57H32ZM104 58V57H103ZM102 58V59H103ZM107 58H108V55H107ZM180 59H181V57H179ZM9 59V60H10ZM15 59V61H17L16 60V58H14ZM24 58H22V60H23ZM42 59V58H41ZM44 60H45V58H43ZM42 59V60H43ZM95 59V60H96ZM101 59V60H102ZM109 59V61H110V58H108ZM113 59V58H112ZM111 59V60H112ZM116 59V58H115ZM169 59V58H168ZM171 59V58H170ZM227 59V58H226ZM226 59H224V60H226ZM262 59H264V58H262ZM21 60V59H20ZM31 60V59H30ZM30 60H28L29 62H30ZM38 60H39V58H38ZM37 60V61H38ZM41 60V61H42ZM99 61V62H102V61ZM106 60V59H105ZM119 60V59H118ZM165 60V59H164ZM167 60V59H166ZM221 60V59H220ZM250 60V59H249ZM11 62H12V60H10ZM18 61H19V59H18ZM18 61H17V65H18ZM27 61V62H28ZM32 61H33V59H32ZM34 61H35V58H34ZM49 61H51V60H49ZM114 61V60H113ZM119 61H122V59L120 58V60ZM156 61V60H155ZM154 61V62H155ZM168 61V60H167ZM221 61H223V59L221 60ZM22 62V61H21ZM24 62V61H23ZM26 62V63H27ZM28 62V63H29ZM40 61H38V63H39ZM54 62H53V64H54ZM84 62H85V66H86V68L87 69H89V67H92L93 65H95V64H93L92 62H90V60H88V58H87V56H86V58H85V60H84ZM98 61H96V63H97ZM115 62V61H114ZM118 62V61H117ZM169 62L171 63V61L169 60ZM176 62H177V60H176ZM6 63H9L10 64V62H6ZM16 63V62H15ZM41 63V62H40ZM43 63H44V61H43ZM47 63V62H46ZM45 63V64H46ZM50 62H48V64H49ZM104 63V62H103ZM109 64H110V62H108ZM118 63H120V62H118ZM117 63V64H118ZM168 63V62H167ZM166 63V64H167ZM173 63V62H172ZM37 64V63H36ZM42 64V63H41ZM40 64V65H41ZM50 64H52V63H50ZM49 64V65H50ZM93 64V65H92ZM100 64V63H99ZM98 64V68L97 69H100V65ZM109 64H105V66L106 65H109ZM117 64L115 65V64H112V65H115V66H117ZM121 64V63H120ZM120 64H118L119 66H120ZM126 64V63H125ZM175 64H178V62L177 63H175ZM21 65H22V63H21ZM24 65V64H23ZM28 65V64H27ZM35 65V64H34ZM43 65V64H42ZM66 65V66H65ZM92 65V66H91ZM111 64H110V66H112ZM122 65H123V63H122ZM155 65V64H154ZM153 65V66H154ZM9 66V65H8ZM11 66V65H10ZM14 66V65H13ZM39 66V65H38ZM45 66V65H44ZM52 66V65H51ZM51 66H49V67H51ZM83 66H84V64H83ZM82 66V67H83ZM102 66H104L103 64H102ZM110 66H106V71H107V69H111V68H113V67H115V66H113V67H110ZM149 66V65H148ZM157 66V65H156ZM176 66V65H175ZM175 66H173V67H175ZM178 66H180V64H178L177 66H176V68L175 69H177V67ZM246 66V67H245ZM16 67H18V66H16ZM27 67H30V68H33V62H30V64H29V66H27ZM26 67V68H27ZM36 67V66H35ZM41 67V66H40ZM39 67V68H40ZM97 67V66H96ZM122 67V66H121ZM120 67V68H121ZM155 67V66H154ZM160 67V69H161V66H159ZM181 67V66H180ZM183 67V66H182ZM261 67V66H260ZM19 68L21 69V67H20V65H19ZM22 68H24V66L22 67ZM30 68H27V69H30ZM38 68V69H39ZM42 68V67H41ZM40 68V69H41ZM47 68V67H46ZM85 68V67H84ZM147 68V67H146ZM156 68V67H155ZM158 68V67H157ZM162 68H163V70H164V67L162 66ZM166 68H167V66H166ZM172 66L170 67V70L172 71ZM25 69V68H24ZM43 69V68H42ZM42 69H41V71H42ZM45 69V68H44ZM54 69V68H53ZM96 69V70H97ZM102 69V68H101ZM104 69V68H103ZM102 69V70H103ZM145 69V68H144ZM149 69H151V70H153L152 69V66H151V68H147V69H145L144 70V73H142L141 74V76L138 78V80L137 81H134V83H138V85H143V88L146 86V83H148V81L146 80V75H149L150 74V71L151 70H149ZM174 69V70H175ZM16 70V69H15ZM86 70V69H85ZM85 70H82L83 71V73L85 72ZM91 70V69H90ZM105 70V69H104ZM103 70V71H104ZM113 70H114V68H113ZM113 70H111V73H112V71ZM163 70H161V71H163ZM166 70H168L169 71V67H168V69H165V71ZM174 70H173V72L171 73V77H173L172 76V74H174L175 72H174ZM178 70H181V69H179L178 68ZM178 70H177V73H178ZM248 70V71H247ZM12 71V70H11ZM20 71H24V70H19V71H16V72H19L20 74H21V72ZM40 71V70H39ZM50 71V70H49ZM61 71V70H60ZM64 71V70H63ZM66 71V70H65ZM87 71V70H86ZM89 71V70H88ZM88 71H87V73H88ZM95 71V70H94ZM94 71H92V74L91 75H86V74H82L83 76L81 77V79H78V84H77V86H78V90L79 91H81V93L79 92V94H82V105H85L86 106V109H85V111H87V112H92V111H94V112H98V110H101V108L103 107L102 106V104H98L97 102H96V98L97 97H100L101 96V93H102V90H103V88H102V85H101V83H100V80H101V78L98 80V74H99V72L101 71H98V73H96L98 76H96L95 77V75L93 76V72ZM102 71V72H103ZM141 71V70H140ZM160 71V70H159ZM165 71H164V73H165ZM167 71V72H168ZM170 71V72H171ZM176 71V70H175ZM13 72H15V71H13ZM26 72H29V70L27 71L26 70ZM25 72V73H26ZM31 72V71H30ZM43 72V71H42ZM51 72H53L54 73V70H52ZM90 72L91 71H89V73L88 74H90ZM96 72V71H95ZM95 72H94V74H95ZM143 72V71H142ZM155 72V71H154ZM166 72V73H167ZM199 72V71H198ZM200 72H201V70H200ZM199 72V73H200ZM18 73V74H19ZM49 73V72H48ZM53 73H51V74H53ZM63 73V72H62ZM65 73V72H64ZM63 73V74H64ZM151 73H152V71H151ZM155 73H157V71L155 72ZM154 73V74H155ZM176 73V74H177ZM179 73H180V71H179ZM178 73V74H179ZM28 74V73H27ZM26 74V75H27ZM44 74V72L42 73V75ZM47 74V73H46ZM55 74V73H54ZM162 74V73H161ZM202 74V73H201ZM22 75V74H21ZM25 75V74H24ZM25 75V76H26ZM34 76H35V74H33ZM33 75H31V76H33ZM55 75H57V74H55ZM151 75L152 74H150V77H151ZM170 75V74H169ZM168 75V76H169ZM250 75V74H249ZM16 76V75H15ZM18 76V75H17ZM28 76V75H27ZM50 76V75H49ZM59 76V75H58ZM167 76V77H168ZM202 76V75H201ZM245 76H247V75H245ZM53 77H55L54 75H52L51 77H48V78H53ZM100 77V76H99ZM164 77H165V74H164ZM170 77V76H169ZM170 77V78H171ZM174 77H176V75L174 76ZM248 77V76H247ZM29 78V77H28ZM36 78V77H35ZM34 78V79H35ZM43 78H44V76H43ZM45 78H46V76H45ZM48 78H46V81L48 82ZM55 78H57L58 79V77H55ZM59 78H61V76H59ZM169 78V79H170ZM249 78V77H248ZM247 78V79H248ZM25 79V77L24 78H21V80L23 81ZM30 79V78H29ZM28 79V80H29ZM34 79H33V81H34ZM38 79V78H37ZM37 79H35V80H37ZM40 79V78H39ZM54 79V78H53ZM148 80L150 79V78H147ZM8 80V79H7ZM27 80V79H26ZM55 80V79H54ZM165 81H166V79H164ZM250 80V79H249ZM9 81V80H8ZM11 81V80H10ZM18 81V80H17ZM31 81V80H30ZM49 81H50V79H49ZM52 81V80H51ZM75 81V80H74ZM147 81V82H146ZM153 81V79L151 80V82ZM164 81V82H165ZM167 81H168V79H167ZM29 82V81H28ZM32 82V81H31ZM38 82H40V81H38ZM76 82H77V80H76ZM34 83H36L35 81H34ZM149 83H150V80H149ZM170 81H168V82H166L165 84V86H169L170 85ZM28 84H30V83H28ZM109 84V83H108ZM23 85V84H22ZM26 85V84H25ZM40 85H41V83H40ZM39 85V86H40ZM45 85V84H44ZM50 85V84H49ZM135 85V84H134ZM134 85H132V86H134ZM137 85V86H138ZM14 86V85H13ZM19 86H21V85H19ZM30 86H32V85H30ZM30 86H28L27 85V87H25V86H23V88L25 87V89L22 91V93L21 94H19L20 96L19 97H23V98H27L26 96H28L29 94H30V92L32 91V90H34V88H39V86H37V87H35V84H34V87H30ZM76 86V87H77ZM147 86H149V85H147ZM167 86V87H168ZM255 85H253V81H248V82H246L245 84H241V87L239 88L240 89V95H242V97L243 98H246V99H248L247 100V102L244 104H241V103H239L240 105H241V110H242V112H241V114H240V112L238 113V114H240V116H244L245 115V113H249V112H247V110L246 109H248L249 107L250 108H254V107H257L256 106V104H258L259 103V101H258V99H257V97H262L263 95H261V93H260V91L259 90H257L255 87H254ZM22 87V86H21ZM151 87H152V84H151ZM37 88V89H38ZM44 88H45V86H44ZM147 88H149V87H147ZM16 89H17V87H16ZM22 89V88H21ZM36 89V90H37ZM41 89V88H40ZM77 89V88H76ZM133 89H135L136 91H137V88H133ZM15 90V89H14ZM19 90H20V88H19ZM135 90H132V91H129V94L126 96V97H134L136 94H137V92L135 91ZM147 90V89H146ZM143 91V90H142ZM147 91H150L149 89L147 90ZM239 91V90H238ZM34 92H35V90H34ZM77 91H76V94L78 93ZM144 93H145V91H144ZM75 94V95H76ZM133 94V95H132ZM144 95V94H143ZM238 95V94H237ZM81 96V95H80ZM145 96V95H144ZM252 97H254L255 99H252L251 100V98ZM249 98H250V100H249ZM122 103V102H121ZM120 103V104H121ZM122 105V108H123V110H124V112H129V111H132L133 109H134V104H133V100L132 101H125L123 104H121ZM239 105V106H240ZM117 107H118V109H119V111H117V112H121L122 113V111L120 110V105H117ZM236 107H237V105H236ZM136 108V107H135ZM252 110V109H251ZM249 111V110H248ZM250 112H252V111H250ZM236 112H235V114H237ZM105 114H111V112H110V110L108 111V112H105ZM249 114H251V113H249ZM248 114V115H249ZM253 114V113H252ZM101 115L103 116V114L101 113ZM101 115H100V117H101ZM247 115V114H246ZM233 116V115H232ZM234 116H237V115H234ZM239 116V115H238ZM251 116V115H250ZM250 116H248V117H250ZM253 117V116H252ZM238 118V117H237ZM237 118H236V120H237ZM247 118V117H246ZM251 118V117H250ZM233 119H235V117H233ZM240 120H241V117L239 118ZM242 119L244 120V117H242ZM249 119V118H248ZM247 120V119H246ZM1 122V121H0ZM237 122V121H236ZM239 123V122H238ZM81 124L83 125V126H85L86 125V118L85 117H83L82 118V121H81ZM2 127V123H0V128ZM235 136V135H234ZM236 137V136H235ZM232 138H234V137H232ZM91 142H92V139L90 138V136L89 135H87L86 134V137H84V138H82L81 139V141H80V143H79V145L80 146H84V148L86 147V148H88V145L90 144L91 145ZM238 160V159H237ZM171 161V160H170ZM213 161V160H212ZM125 162V161H124ZM127 162H128V160H127ZM175 162V161H174ZM214 162V161H213ZM220 162V161H219ZM131 162H129V163H126V165L123 167L122 165H121V163H120V167L117 165V163L115 164L114 162H113V164H115L116 166H118V167H116L115 165H106V166H102V167H100V168H98L97 169V171H96V169L95 170H93V171H91V172H89V177L91 178V177H93L94 178V176H96V174H95V172H100V174H101V172H102V174H104L106 177L108 176V177H113V176H116V175H118V177H121V178H127V177H130V175H135L136 177V179H135V181L138 179L137 178V175L138 174H140V173H142V172H144V171H146V172H148V176H150V175H153V173L155 172V170H157V168H155V167H153V165H150V164H146V163H144V162H142V161H138V162H136L135 163V165H133V163L132 164H130ZM196 162H193L192 161V159H184L183 158V160L182 159H180V160H178V162H176L175 164L173 163L172 164V162H169V161H167L166 163H165V165H167L166 166V168H162L161 170H159V171H161V172H163L165 169H168L167 167H184V170H185V168H186V171H188L187 170V168L188 169H193L194 170V167L195 166H197V164H195ZM209 163V162H208ZM211 163V162H210ZM216 163V162H215ZM217 163H218V161H217ZM123 164V163H122ZM236 176H237V181H238V183H236L237 185H241L242 183H247V185H245V186H247V187H249L250 186V188H252V186L250 185V182H251V180L252 179H255L254 177H255V175H251V170L249 169V168H251V166L249 167V165H247L246 163H241V164H236ZM231 167H232V165H231ZM260 167V166H259ZM196 168V167H195ZM233 169V168H232ZM232 169H230L232 172H234ZM192 170V171H193ZM215 170V169H214ZM235 170V169H234ZM195 171V170H194ZM252 171H254V170H252ZM211 172L212 171H209V173H210V176H204V177H202L201 175H196V176H198V177H196V178H194V176H192V175H194L193 174V172H192V177L193 178H190L191 180L189 181H187V182H185L186 183V187H185V191L184 192H188V191H191V192H195V193H200V192H202V191H204V190H206V188H207V186H209L210 184H214V183H216V181H217V179L218 178H213V176H211ZM216 172V171H215ZM226 172H227V170H226ZM231 172V173H232ZM191 173V172H190ZM95 174V175H94ZM102 174L101 175H99V173H98V175L100 176V177H102ZM146 174V173H145ZM213 174H214V172H213ZM261 174V176L262 177H260V179L262 180L263 179V181H264V172L263 173H260ZM84 175H86V173L84 174ZM93 175V176H92ZM103 175V176H104ZM179 175V174H178ZM215 175L216 174H214V177H215ZM217 175H219V174H217ZM230 175V174H229ZM235 174H233V176H234ZM98 176V178H100ZM180 176V175H179ZM254 176V177H253ZM97 177V176H96ZM107 177V178H108ZM138 177H139V175H138ZM143 177H145V176H143ZM190 177V176H189ZM219 177H221V175L219 176ZM87 178H88V175H87ZM106 178V179H107ZM152 178V177H151ZM186 178H188V177H186ZM223 178V177H222ZM234 178V179H235ZM116 179V178H115ZM130 179V178H129ZM189 179V178H188ZM257 179H259V178H257ZM259 179V180H260ZM3 180V179H2ZM1 180V175H0V243L1 242H3L2 243V245H4L5 246V242H4V240H6V241H9V240H11V239H13L15 236V234L16 233H18V231L17 230H21V231H19V232H21L20 234H22V236L23 235H28V236H37V229H35L34 228V225L31 223V222H26V223H23V224H25V225H22V223H21V219H23L24 220V218H21V216H20V214L18 215V213L22 210V205L23 206H25V204H22L21 202V200H23L22 198H21V200H18V198L20 199V197H18L17 198V195L15 196V191L14 190H12V189H15V188H11V187H6L5 186V183H4V180L2 181ZM128 180V179H127ZM132 180L134 181V179L132 178ZM222 180V179H221ZM260 180V182L262 183V181ZM133 181H131L132 183H136V182H133ZM186 181V180H185ZM235 181V180H234ZM118 183V185L117 186H119L120 184H121V180H119V179H117L114 183ZM126 182H128V184L130 183V180L129 181H126ZM180 182V181H179ZM253 182H255V181H252V183ZM258 182V181H257ZM116 183V184H117ZM131 183V184H132ZM161 183H162V181H161ZM184 183V182H183ZM184 183V184H185ZM217 185H220L219 184V182L217 181ZM251 183V184H252ZM256 183V182H255ZM259 183V182H258ZM261 183H259V184H261ZM113 184V183H112ZM124 184H126V183H124ZM137 184V183H136ZM154 184V183H153ZM254 184V183H253ZM109 185H110V182H109ZM122 185H123V182H122ZM122 185H120L121 187H122ZM255 185V184H254ZM254 185H253V187H254ZM114 186V185H113ZM125 186L126 185H124V188L123 189H125ZM133 186V185H132ZM136 186V185H135ZM134 186V187H135ZM144 186V185H143ZM152 186V185H151ZM155 186H156V184H155ZM211 186H213V185H211ZM242 186V185H241ZM256 186V185H255ZM259 185L257 184V187H258ZM112 187V186H111ZM116 187V186H115ZM120 187V188H121ZM129 187V186H128ZM131 187V186H130ZM137 187V186H136ZM210 187V186H209ZM217 187H219V186H217ZM216 186H215V188H217ZM244 187V186H243ZM127 188V187H126ZM210 188H213V187H210ZM245 189H246V187H244ZM248 189V191L249 190H251V189ZM259 188V190H256L255 188H254V193H253V190H251L252 191V194H254V197L255 196H258V197H255V198H252L251 199V205L250 204H248V205H250V209H251V214H249L248 216L250 217V218H252V220H250L249 218H247V219H243V224L242 225H248L249 226V224H250V222L251 223H254V226L256 227V228H254V229H251L252 227L251 226H249V227H251L250 229H248L249 227H246L247 229L246 230H244L243 228V230L240 228V229H238V231H234L233 233H228V237H226L225 239H226V241H228V243L230 242L234 247H235V249H237L236 251H237V255H233L234 253L231 251V250H229V251H231L232 252V257H234V258H237V259H231L230 258V260L231 261H229V259L228 258H226V256L225 257H223V255H222V257H221V259H216V258H214L213 256V258H214V260L212 259V257L210 258V257H207V260H206V264H228L229 262L231 263H236L238 260H241V259H243V261L244 262H247L248 264L251 262H253V261H259L257 264H259L260 263V260H262V264H264L263 262H264V238H263V240H262V242L261 243H259V241H261L260 239H262V237H260L261 235L262 236H264V190L263 191H261L260 190V186L258 187ZM68 189V188H67ZM128 189V188H127ZM127 189H125V190H127ZM130 189V188H129ZM136 190L138 189V191H140V193L137 191L136 193L134 192V193H130V194H128L129 193V191H128V193H126L125 194V196L133 203L134 201H138V199H140V198H138L139 196H140V194H142V189L141 190H139V188H135ZM262 189H264V187L262 188ZM208 190H209V188H208ZM12 191H14V193L12 194ZM250 191V192H251ZM115 192V191H114ZM125 192V191H124ZM132 192H133V190H132ZM144 192V191H143ZM145 193V192H144ZM19 194V193H18ZM114 194V193H113ZM132 194V195H131ZM201 194V193H200ZM143 195V194H142ZM141 195V196H142ZM65 196L66 197H71V196H73V193L72 192H70V190H66V192H65V195H64V198H65ZM144 196H146L145 194H144ZM143 198V197H142ZM145 198V197H144ZM117 199V198H116ZM145 199H147V198H145ZM144 199V200H145ZM143 200V199H142ZM168 200V199H167ZM175 200V199H174ZM173 200V203L174 204H176V202L177 201H181V202H183V198L182 197H178V200L176 199L175 201ZM63 201V200H62ZM122 201V200H121ZM249 201V200H248ZM248 201H246L247 203H250V202H248ZM127 202V201H126ZM147 202V201H146ZM169 202H172L171 200L169 201ZM181 202L179 203V205L181 204ZM246 202H243L244 204H245V206H246ZM136 203V202H135ZM231 204V203H230ZM125 205V204H124ZM131 205V204H130ZM170 205V204H169ZM171 205H172V207H174V209H172V207H171ZM171 205L169 206V207H171V209H169V207L167 208V209H169V210H167V209H165L166 211H162V210H160V212H162V213H160L159 211L157 212V214H156V212L154 211V209H153V212H155V213H153V215H152V213H151V215L153 216L152 218H148L147 219V222L146 223H144L145 225H144V227L142 228V229H140V227L138 228V229H140V231L139 230H137V231H139L138 233H137V236L138 237H140V235H144V234H147V232L148 233H150L151 231H150V229H152V228H150L149 230H148V228L149 227H152V225L153 226H155L156 227V225L158 224V227H159V225H160V227H161V223L164 221V220H166V218L167 219H171L173 222H172V226H171V228H173V227H176V226H178V225H176L177 224V222L178 221H180L182 218H181V216H184V214H183V212L181 213L180 212V210H179V207H176L175 208V206L171 203ZM243 205V204H242ZM242 205H241V207H242ZM247 205V206H248ZM132 206V205H131ZM136 206V205H135ZM176 206H178L177 204H176ZM236 206V205H235ZM156 207V206H155ZM161 207V206H160ZM159 207V208H160ZM230 207H232V205L230 206ZM239 207V206H238ZM244 207V206H243ZM242 207V208H243ZM19 208H21V210H19ZM157 208V207H156ZM159 208H157V209H159ZM163 208V207H162ZM237 207H235V209H236ZM26 209V208H25ZM25 209H24V211H25ZM157 209H155V210H157ZM234 209V208H233ZM249 209V210H250ZM19 210V211H18ZM243 210V209H242ZM246 210V209H245ZM245 210H243L244 212H245ZM248 210V209H247ZM247 210H246V214H248L247 213ZM23 212V211H22ZM244 212H241L242 214L244 213ZM249 212V211H248ZM140 213V212H139ZM159 213V214H158ZM106 214V213H105ZM166 215H168V217H166ZM20 216V217H19ZM99 216V215H98ZM143 216V215H142ZM23 217V216H22ZM101 217V216H100ZM104 217H106L107 218V216L105 215ZM109 217V216H108ZM185 217V216H184ZM183 217V218H184ZM73 218V217H72ZM71 218V219H72ZM102 218V217H101ZM110 218V217H109ZM128 218V217H127ZM145 218V217H144ZM244 218V217H243ZM70 219V218H69ZM74 219V218H73ZM76 219V218H75ZM184 219H186V217L184 218ZM183 219V220H184ZM250 220V222H249V220ZM119 221H120V223L119 224H123V219L121 218V219H118ZM160 220V221H159ZM247 222H249V223H247ZM72 221H75V220H72ZM97 221H98V224H100L101 226H102V228L104 229V231L103 232H105L106 231V233H110V232H112V230H111V226L109 227L106 223H102L103 221H102V219H100V218H98L97 217ZM157 224H156V223ZM246 222V223H245ZM179 223V222H178ZM205 223V222H204ZM204 223H203V225H204ZM245 223V224H244ZM180 224V223H179ZM227 224H228V222H227ZM242 225L240 224L239 226H241L242 227ZM116 226H118L119 227V225H117L116 224ZM206 227H208V228H210V229H212L213 230V232L215 233V236L216 237H218V239L219 240H222L223 239V236L227 233L225 230V227H226V223H224V222H222V221H220V219H219V217L217 216V215H210V216H208L207 218H206ZM52 228H53V232H54V237H55V241H57V242H60V243H63V242H66L67 243V241H65V240H67L66 238H70V237H73L72 235H71V233L68 231V230H66L65 228H63L62 226H60V225H58V224H53L52 225ZM121 228H124V226L123 227H121ZM128 229V228H127ZM187 230V228L186 227H182L181 229H180V231H178V233H177V236H176V233L174 232V233H172L171 235H168L167 237H170V238H176L181 244H183L184 246H185V249L186 250H188L189 251V253L192 255V256H194L195 255V248H194V241L191 239V237L190 236H188L186 233H185V231ZM17 231V232H16ZM153 231V230H152ZM162 232V231H161ZM252 234V236H254L255 238H253L254 240L255 239H257V244H258V247L256 246V248H258V249H256L254 246H252V245H250L249 244V242H248V240H249V237H250V235ZM17 235V234H16ZM19 235V234H18ZM17 235V236H18ZM71 235V236H70ZM196 235V234H195ZM260 235V236H259ZM12 236H14L13 238H12ZM146 236V235H145ZM138 237H136V238H138ZM27 239V238H26ZM252 239V241H254ZM29 240V239H28ZM250 240H251V238H250ZM14 241H15V239H14ZM13 241V243H7L6 244V247H4L3 249L1 248V246H0V264H37V261H38V258H39V248H42L43 246L41 245V246H38L37 247V245H39V244H37V243H23V241L22 242H17V241H15L14 242ZM66 243H64V244H66ZM9 244V245H8ZM204 244H207V242H204ZM230 244V245H231ZM262 244V245H261ZM53 245V244H52ZM69 245V246H68ZM66 244V245H61V244H57V243H54V245L52 246V247H49V246H46L45 248H50L51 250L49 251H47V252H51V255L53 256V261H55V260H58L59 261V263L58 264H87V262L86 261H88V260H86L87 258H85L84 259V255L82 254V251L81 250H79L78 248H74V247H71L70 246V244ZM229 245V244H228ZM229 245V246H230ZM196 246V245H195ZM227 246V245H226ZM233 246H231V248L233 249ZM153 247H154V244H153V241H147V242H140V243H138V244H134V245H131L130 247H127V248H125V249H121L120 250V254L121 253H123V252H125L126 254H127V252L128 251H130V253L132 254H134V253H139V254H141L142 256H146V255H148L150 252L151 253H153ZM254 247V248H253ZM6 248V249H5ZM226 248V247H225ZM227 249V248H226ZM43 250V249H42ZM45 250V249H44ZM126 250V251H125ZM224 250V249H223ZM119 251V250H118ZM227 251V250H226ZM229 251H227V252H229ZM234 251V250H233ZM41 252V251H40ZM46 252V253H47ZM45 253V251H43V254ZM130 253H128V254H130ZM223 253V252H222ZM221 253V254H222ZM224 253H226V252H224ZM227 254V256H228V253H226ZM226 254H224V255H226ZM231 254V253H230ZM245 254V257H243V255ZM40 255H42V254H40ZM47 255H48V253H47ZM122 255V254H121ZM124 255V254H123ZM134 255H136V254H134ZM133 255V256H134ZM46 256V255H45ZM115 256H117V255H115ZM127 256V255H126ZM216 256V255H215ZM236 256V257H235ZM41 257V256H40ZM46 257H48V256H46ZM119 257H120V255H119ZM123 257H125V256H123ZM45 258V257H44ZM49 258V257H48ZM126 258V257H125ZM248 258V259H247ZM42 258H40V260H41ZM118 259H120V258H118ZM124 259V258H123ZM216 259V260H215ZM250 259V260H249ZM260 259V260H259ZM44 260V259H43ZM90 260V259H89ZM125 260V259H124ZM128 260V259H127ZM126 260V261H127ZM249 260V261H248ZM252 260V261H251ZM58 261H56V262H58ZM242 261V262H243ZM39 262H41V261H38V263ZM45 262H47V259H46V261ZM50 262V261H49ZM49 262H47V264H49ZM52 262V261H51ZM91 262V261H90ZM204 262H205V260H204ZM255 262V263H256ZM42 263L43 264H45L43 261H42ZM52 263H55V262H52ZM229 263V264H230ZM231 263V264H232ZM238 263V262H237ZM240 263H241V261H240ZM57 264V263H56ZM88 264H89V262H88ZM123 264H125V263H123ZM243 264V263H242Z\"/></svg>", "mask_w": 264, "mask_h": 264}]
</instances>
